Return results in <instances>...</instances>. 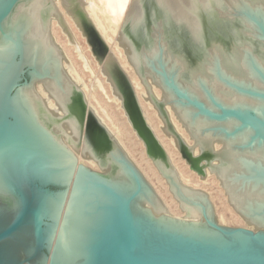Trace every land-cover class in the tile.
Listing matches in <instances>:
<instances>
[{
  "label": "water",
  "instance_id": "1",
  "mask_svg": "<svg viewBox=\"0 0 264 264\" xmlns=\"http://www.w3.org/2000/svg\"><path fill=\"white\" fill-rule=\"evenodd\" d=\"M19 2L20 0H0V31L3 38L7 42L14 44L16 49L11 58L5 63V67L0 69V145L7 143L12 159H15L14 154L16 153L21 157L20 150H25L23 148L25 144L21 146L18 142L19 133L14 129L17 118L12 110V105L19 91L31 89L34 94H37L38 89L35 84L41 81L46 87V80L53 78L49 69L46 68L42 72L38 66L27 61L25 43L20 34L14 37L6 34L3 30L5 21L11 16ZM153 3L152 6L154 5ZM161 14L158 9L152 11L149 7V12L146 14L147 32L143 33L140 28L133 31L130 24L126 25V30L131 37V43L138 49L139 54L143 58L150 59L155 53L153 49L157 42L156 31L159 29L158 23L160 19L164 20L161 29L164 35L159 37L161 49L155 57L157 65L154 67L147 64V66L151 69L155 78L156 76L159 77L160 81H156V85L162 89L163 95L169 92L173 95V99H159L154 95L151 102L165 124L167 131L172 133L175 139V144L173 143V145L181 153L191 169L199 173L201 177H205L209 173L207 166L214 164L213 157L222 158L225 153V146L222 140L212 139L208 149L204 150L203 143L194 132V129L187 125L180 116L179 108L189 109L195 119L204 118L214 124H225L235 121L238 124L237 126L229 129L220 128L226 138L236 136L243 129H252L255 132L252 141L241 146V148L252 146V143L257 139L264 141V119L253 109H244L226 104L210 92L205 94V98H203V95L196 94L185 84V80L183 81L177 73L170 69L171 60L176 58L182 64L185 63L186 73L188 72L193 80L195 75L203 70V56L207 55L209 57L208 55H210V50L207 51L206 49V45L209 44L211 50L218 48L217 51L222 57V61H220L222 63L221 68L224 69V56L217 45L222 43L229 47L236 43V35L232 30L234 25H244V28L246 24L253 25L255 34L259 33L256 39L264 41V0H251L250 5L244 11L239 10L236 17H230L228 14L213 13L209 16L204 14L201 33L205 35L208 44L207 42L203 43L202 40H196L192 35L193 33L186 27L178 26L172 21L167 23L168 20L164 17L160 18ZM245 30L249 31L246 28ZM47 32L51 37V21L49 22V20ZM99 37L98 39H100L101 43L106 45L104 39L100 35ZM91 43L93 49L97 51L95 40L92 39ZM57 48L59 49L58 46ZM107 54L111 55L117 63L113 52H108ZM169 56L171 57L170 59ZM98 57L101 62L106 58ZM229 58L232 57L229 56ZM148 59L147 61H149ZM149 64H151L150 61ZM117 66L119 72L121 71L122 74H125L121 65L118 64ZM132 67L136 75L140 77L142 69L136 68V66ZM63 68L61 64L60 70L65 76ZM225 73L235 79L231 73ZM125 77L128 80V85H130L131 97L139 106L142 122L140 118L135 119L132 108L128 105L130 98L124 94L122 107L125 115L135 133L143 142L147 156L152 160L159 173L165 177L173 191L174 185H170L171 182L161 172V165L158 162L160 158L155 159V156H160L165 166H168L176 175L177 169L157 133L148 123L131 81L127 75ZM228 84L241 93L264 100V92L259 91L257 88L252 86L250 87L251 89H245L244 86L241 88L234 81ZM68 86L70 95L68 96V107H66V110H68L66 113L68 114L66 115L75 116L77 121L80 134L76 144L81 148L85 144L101 159V163H97L99 169L97 170L93 168L95 165L92 164V160L90 161L85 156L80 158L81 156L71 151L75 169H82L90 176L99 179L102 183L99 186L101 185L104 190H107L106 192L111 200L104 209L102 208L103 219L96 224L93 230L95 235L91 243L88 264H264V226L258 225L245 216L239 206L234 203L219 173L214 172V170L210 171V174L216 175L222 187L227 191L232 207L243 217L248 225H254L257 230L246 227H226L217 220H210L208 222L209 227L222 239V242H214L194 234L183 233L175 229V226L172 228L167 221H173L179 227L183 224L185 225L186 222L184 219L174 217L169 213V210L161 201L155 189L145 179L141 170L119 145V142L109 129L90 109L89 100L83 93L80 103L83 113L79 112L75 97H77V92H80V90L72 83V80H68ZM35 99L39 104H46L45 99L38 94ZM168 106L171 107L170 111ZM172 113L189 134L190 139L193 141L192 144L175 127L171 117ZM92 118L99 128L92 125ZM140 122L145 125L143 128ZM162 130L164 131L163 127ZM49 133L50 136L55 138L56 133ZM60 143L58 144L63 148H69L62 141ZM220 144L223 146L221 147L222 149L218 150L217 145ZM112 147L116 148L134 177L136 187L128 190V192H120L117 187L112 189L105 184L109 177L108 173H106L109 161L104 160V156L107 155L108 150ZM66 150L70 151L69 149ZM3 151H6V149H3ZM207 156L210 159L206 161L205 158ZM86 161L92 166L87 165ZM22 165L23 167L20 169L16 168L15 173L9 177L10 181L7 178L8 186L5 189L9 194L11 193L17 198V203L13 201L4 204L0 201V264H33L39 257L48 259L51 256L50 241L46 231L49 225L54 223V220L49 216L42 199L47 196L58 195L59 193H66L67 195L71 188L69 184L58 181H43L34 170V163L23 162ZM176 181L180 184L177 185L180 189L188 188L183 185L179 178ZM146 187L152 196V201L157 206V211L162 213L163 217L156 216L146 207H142L143 209L139 210L143 212V215L138 212L139 215L136 212L135 202L140 198ZM197 192L203 195L202 191ZM28 228L30 229L31 240H29L28 245H23L22 243L21 245L18 238Z\"/></svg>",
  "mask_w": 264,
  "mask_h": 264
},
{
  "label": "bare ground",
  "instance_id": "2",
  "mask_svg": "<svg viewBox=\"0 0 264 264\" xmlns=\"http://www.w3.org/2000/svg\"><path fill=\"white\" fill-rule=\"evenodd\" d=\"M21 1L22 0H20L19 4ZM45 1H26L24 8L13 17L14 23H11L6 27L7 31L5 29V24H7L8 20L17 9V6L3 25V30L6 34L14 37L20 34L25 43L27 61L38 66L42 72H44L46 68L49 69L53 75L51 82L54 85L51 86L53 89L52 91L49 85L46 84L47 88L45 87L49 94H51V97L46 91H44L45 88L43 89L41 87L38 89L39 91L36 92L40 97L45 99V106L36 102L35 97L37 94H34L31 89L19 91L18 96L12 105V110L17 118L16 127L14 129L19 133L18 142L21 146L25 144V147H23L25 150H20L21 157L16 153L14 154L15 159H12L7 143L5 142V144L0 145V189L5 190L7 188V178L9 180V177L15 173L16 168L20 169L23 167V162H28L29 164L34 163V170L43 181L52 180L69 184L71 188L67 195L66 193H59L58 195L47 196L42 199L49 216L54 220V223L50 224L46 231V235L50 241L49 248L51 250V256L48 259H45V257H39L33 264H88L91 243L95 235L93 230L96 224L103 219L102 208L104 209L111 200L106 192L107 190H104L101 185L99 186V184H102L99 179L90 176L82 169H75L74 166V159L71 151L78 156H81L80 158L85 156L90 161L92 160L91 162L95 167H98V164L101 163V159H99L100 157L96 156V154L85 144L83 148L76 144L80 134L79 127L75 116L66 115L68 114L66 113L68 112L66 107H68V96L70 95L68 80H72V83L76 86L79 82L76 84L75 81H73L75 77L73 79L71 77L68 78L67 75L64 76L63 73H61L58 58L59 54H62V51L55 45L56 43L52 34L50 37L47 32V20L50 22V17L47 16L48 4L46 5ZM241 1L243 4H241ZM103 2H108V10H114L113 12L116 14V17H121L123 9L127 8H123L124 5H126V0H105ZM134 2L132 3L133 7L135 4ZM232 2L233 5L234 2H236L238 9L241 7L239 10L244 11V9L250 5L251 0H232ZM239 2L240 5H238ZM140 3L141 11L133 10L134 13L137 12V16H135L136 14H133L136 19L132 22H126L127 24H130L133 31L140 28L143 33L147 32L146 27L148 26L146 25V14L149 12L150 7L152 11L158 9L162 13L160 18L164 17L168 20L167 23H171L172 21L178 26L186 27L193 33L192 35L196 40H202L203 43L207 42L205 35L201 33V27L203 24L202 17H204V14L208 16L213 13L228 14L230 17H236L239 11L237 8L227 7L224 0H140ZM152 3L154 4L153 6ZM252 3H254V1H252ZM241 5L246 6L244 8ZM91 7L92 6L90 5V8ZM82 8H84V5ZM131 8L132 7H130V9ZM49 11L55 12V9L52 7ZM128 13L131 14L133 12L131 11V13ZM133 15L131 14L132 17ZM129 19H127V21H129ZM163 23L164 20L160 19V22L158 23L159 29L156 31L157 42L153 49L155 53L150 59L144 58L143 63L141 61L142 55L139 54L137 51L138 49L131 43V37L127 30L124 29L126 24L122 33V39L124 43L126 42V44L129 45L130 49L127 45V47H124L122 43L121 45L124 49L127 48L132 53L133 57L139 59L130 57L133 59V62L135 59V61L137 60V63H141L140 69H142V72L150 73V76L155 79V82L158 80L160 81V79H158V76H156V79L152 75V71L147 64L154 67L157 65L155 57L161 49V41H159V37L164 35L163 31H161ZM121 25H124V23ZM102 27L103 26H101V29ZM245 28L249 29V31H246ZM245 28L244 25H234L232 30L236 35V43H233V45L226 47L225 44L216 43L224 56V69L221 68L222 63L220 61H222V57L217 51L218 48L211 50V46L208 42L206 49L207 51L210 50V55H208L209 57H207V55L205 57L203 56V70L200 69L201 71L195 75V79L192 80V77L189 76L188 72L186 73V68L184 67L185 63L182 64L176 58L171 60L172 63L170 69L177 73L183 81L185 80V84H187L196 94H200V91H202L201 88H203V94H200L203 95V98H205L206 93L210 92L226 104L235 105L244 109H253L264 119V100L241 93L228 84L229 82L234 81L241 88L244 86L245 89H251L250 87L252 86L259 89V91L264 92V41L256 39L259 33L257 32L255 34V31L253 30L255 28L253 25L246 24ZM102 31L104 30L102 29ZM0 35L1 69L5 67V63L11 58L16 49L14 44L7 42L3 38L1 31ZM8 46H11V48ZM107 55L108 54H106V56ZM229 56L232 58H229ZM170 58L171 57L169 56V59ZM147 59L151 64H149ZM116 64L115 59L112 58L111 55H108L104 60V70L111 81L110 83L112 84V87L115 89V94H118L117 96L121 98L120 100L118 97H114L116 103L120 106L123 103V95L125 94L129 98H132V92L125 74H122L121 71L119 72L118 64ZM102 72H104L103 69ZM142 72L140 73V78L144 75ZM225 72L231 73L235 79ZM144 77L146 76L144 75ZM134 80L137 82L135 78ZM48 81H50V79L46 80V82ZM145 81H143L142 84L146 83ZM155 84H153L154 87ZM145 85L148 87L149 91L150 87L147 86L149 84ZM155 93L156 92L152 86L151 92L149 93L151 100ZM164 95H166V97H163L162 95L158 96V98L164 100L173 99V95L169 92ZM146 96L144 94V97ZM121 106H123V104ZM89 107L92 109L90 104ZM168 109L170 111L171 107L168 106ZM95 110L92 109L94 114L109 129L119 142V145L128 154L129 151L123 141L122 132L111 125L102 114H97ZM178 112L186 124L194 129V132L203 143L204 150L208 149L212 139H217V141L222 140V143L225 146V153L222 158L213 157L212 160L214 164L208 165L207 170L209 173L211 170L219 173L230 196L233 198L234 203L239 206L245 216L251 221L256 222L258 225L264 226V141L257 139L252 143V146L241 148V146L252 141L253 136L255 135V132L252 129H243V131L236 134V136L226 138L220 131V128L229 129L237 126L238 124H236L235 121H230L225 124H214L204 118H193L192 112L189 109L179 108ZM146 118L148 123L155 130L157 127L153 122L152 116L146 113ZM165 130V134H168L166 135L168 139L171 143L175 144V139L172 133L167 131L166 127L164 128V131ZM49 132L56 133V135L54 134L55 138L50 136ZM61 141L69 147L66 149H69L70 151H67L58 144ZM21 146L19 145V147ZM164 146L169 151L170 147L167 144H164ZM3 149H6V151H3ZM217 149L219 150L222 148ZM156 158H160L158 162L161 165V172L164 176L166 175V178L171 182L170 185H174L173 189L175 194L178 195L180 202H182L184 205L183 207H185L184 210L186 215L180 217L184 218V221L186 222L185 225L183 224L179 227L173 221L167 222L172 228L175 226V229L180 230L183 233L194 234L203 237V239H209L214 242H222V239H220L217 233L208 225L210 220H217V218L215 217L213 207H211L207 195L204 193L202 195L197 192L198 190L192 189V182L184 176L182 172L179 173L176 167L177 175L175 172H172L168 166H165L164 161L161 160L160 156H155V159ZM209 159V156L205 158L206 161ZM104 160L109 161L108 170L106 171L109 176L107 179L108 183H105L108 187L110 186L112 189L117 187V190L120 192H128V190H132L136 187L132 173L127 168L116 148L112 147L108 150L107 155L104 156ZM205 160L204 162H206ZM159 174L161 175V173ZM176 177L179 178L183 185L188 188L180 189L179 186H177L180 184L177 183ZM201 178L203 179V182H205L206 179L203 177ZM163 179H165V177ZM142 207L148 208L150 212L152 211L156 216L163 217L162 213L157 211V206L152 201V196L147 187L141 194L140 198L135 202L137 213H143L139 211L143 209ZM169 213L171 214L170 211ZM171 215L173 216V214ZM18 239L20 240V244L28 245L30 242L29 240H31L30 229L28 228L24 231Z\"/></svg>",
  "mask_w": 264,
  "mask_h": 264
},
{
  "label": "rangeland",
  "instance_id": "3",
  "mask_svg": "<svg viewBox=\"0 0 264 264\" xmlns=\"http://www.w3.org/2000/svg\"><path fill=\"white\" fill-rule=\"evenodd\" d=\"M26 1L28 0L21 1V3L18 5L13 15L8 20L7 24H5V29L8 25L14 23L13 17H15V15L18 14V12L24 8V4L26 3ZM46 1H45L46 5L48 4L47 16L50 17V21H51V34L54 37L56 45L62 51V54L59 52L60 53L58 58L59 63L63 65L64 67L63 72L65 75H67L68 78L71 77L73 79L75 77L73 81H75L76 84L79 82L77 87L79 86L78 88L80 92H77V97H75V102L77 103L79 112L83 113V109L81 108L80 103L82 96L84 94L89 100V104L91 105V108L94 110L96 109L95 112L97 114L100 115L102 114L111 125H113L117 129H119V131L122 132L123 135L122 138L126 145L127 150L129 151L128 154L130 158L141 170L145 179L155 189L161 201L166 205L167 209L171 212V214H173V216L178 218L184 217L186 215L184 211L185 207H183L184 205L182 204V202L178 201V197H176L177 195H175V191L171 190L168 182L165 179H163L164 177L162 175L158 173V170L154 166L152 160L147 156L143 142L139 139L133 127L130 125L128 118L125 115L124 109L121 106L123 103L121 102L122 104L120 106L118 103H116L115 98L118 97L117 96L118 94H115L116 93L114 91L115 89L112 87V84L110 83L111 81L109 80L108 75L104 70V60L103 62H101L98 56H102L104 59L108 52H113L117 60V63L121 65V67L125 71V75H127V77L129 78V80L133 85L135 93L137 94V97L139 99V103L145 113V117H146V113L152 116L153 122L157 127L155 129V132L157 133L159 139L161 140L163 145L167 144L170 147L169 151L168 150L167 151L168 153L170 152L169 155L170 157H172L171 160L173 164L178 169L179 173L182 172L183 175L186 176L192 182L193 187L191 186L189 187L198 191H202L207 195L209 203H211L210 205L211 207H213V211L215 217L217 218V221L221 225L226 227H231V228L246 227L249 229L252 228V230H257V227H255L254 225H248L247 222L243 219V217H241V215L237 213V211L232 207L227 191L224 189V187H222V184L219 181V179L216 177V175L208 173L205 177H203L206 179L205 182H203L201 175H199V173L191 169L190 165L183 158L181 153L177 150V148L173 145V143H171V141L166 136L168 134H165V132L162 130V127L163 129L165 128V124L159 117L158 112L154 109L151 103V99H150L151 97H149L150 95L149 93L151 92L152 86L156 92L155 95L157 97L162 96L163 91L161 88L157 87V85L155 84L156 83L155 79H153V77L150 76V73L148 74L146 72L141 71L142 74L146 76L144 77V75H142L143 76L142 78L136 75L132 66H136V67L138 66L137 68H141V63H137L136 62L137 60L135 61V59L138 58L133 57L132 53L127 48L124 49L126 45L129 48V45L126 44V42L124 43L122 39L123 30L126 29L125 24L127 25L126 22H132L136 19L135 16H137V12L134 13V11L136 10L141 11L140 0L139 1L126 0V5H124L123 8L126 7L127 8L123 9L121 17L120 16L116 17V14H114L113 12L114 10H111L110 8H109L110 10H108V6H109L107 4L108 2L106 3L103 2L105 0H46ZM134 1L137 2V6H136V2ZM133 2L135 3L134 7L132 4ZM224 3H226L225 5L227 7L229 6V8L238 9L237 3L234 2L233 5L232 0L231 1L224 0ZM241 4H243L242 1ZM83 5L84 8H82ZM90 5L92 6L91 8ZM238 5H240V2ZM241 6L245 8L246 5H241ZM52 7L55 9V12L53 11L54 14L53 12L49 11L50 8L52 9ZM130 7L132 8L130 9ZM107 11L110 13H108ZM127 11L130 13L132 11L133 13L131 14L132 15L136 14V15L135 16L133 15L132 17L131 14H129ZM127 19H129V21H127ZM123 23L124 25H121ZM95 24L99 27H97ZM101 26H103L102 29L104 31H102ZM99 35L102 37V39H104V41H106L105 42L106 45L101 44L100 39H98ZM92 39L95 40V43L97 45L96 46L97 51H95L92 47V43H91ZM121 43L124 47L121 45ZM8 47L11 48V46ZM130 57L135 58L134 62L133 59ZM129 59L130 61H128ZM141 61L143 63L144 61L143 57H141ZM102 69L104 72H102ZM68 72L71 73L72 75L69 74ZM134 78L136 79L137 82H135ZM144 78L146 79V81ZM143 81H145L146 83L142 84ZM46 84L50 86L52 91L53 89L51 86H53L54 84L51 82V80L46 82ZM145 84H149L147 85L150 87L149 91H148V87H146ZM153 84H155L156 88L154 87ZM35 85L37 86V89L41 87L43 89L45 88L44 83L41 81L37 82ZM44 91H46L49 94L47 89H44ZM202 92L203 90L200 91V94ZM143 93L145 94V96L147 93L148 94L146 97H144ZM49 96L51 97V94H49ZM163 97H166V95H163ZM119 99L121 100V98ZM128 105L130 106V108H132L131 110L133 112L134 117H136L135 119L140 118L142 122V118L139 113L140 111L138 104L132 98H130ZM171 117L173 119V123L175 122L174 123L175 127H178L177 129H179L178 131L188 140L190 144H192L193 141L190 139L189 134L182 127V124L179 121H177L173 113ZM92 123H93L92 125H95L96 128H99L97 127V124L93 120V118H92ZM141 125L142 128L145 126L143 124ZM221 146H222L221 144L217 145V148H221ZM85 163L89 166H92L87 161ZM93 168L99 170L98 167H93ZM0 201H2L4 204L13 201L17 203V198L13 196L11 193L9 194L8 191L0 189Z\"/></svg>",
  "mask_w": 264,
  "mask_h": 264
}]
</instances>
